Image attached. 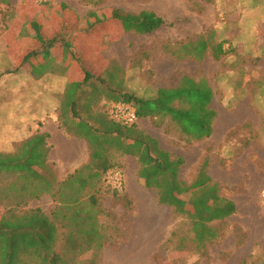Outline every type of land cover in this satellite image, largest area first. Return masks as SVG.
Segmentation results:
<instances>
[{
  "label": "rangeland",
  "instance_id": "obj_1",
  "mask_svg": "<svg viewBox=\"0 0 264 264\" xmlns=\"http://www.w3.org/2000/svg\"><path fill=\"white\" fill-rule=\"evenodd\" d=\"M151 1L0 2V74L7 72L12 63L19 65L27 50L40 46L33 30L35 26L40 25L41 33L50 38L61 35L64 28L74 34L76 27H70L73 23L87 19L91 12L103 7L109 12L119 8L136 13L147 8L159 11L162 7L164 12L158 15L167 24L152 34L136 35L131 32L124 36L121 33L119 38L122 40L118 43L110 44L112 42L101 39L98 42L100 47L94 45L89 50L88 42L79 40L77 53L82 55L81 58L86 55V60L81 59L79 63L96 74L102 73L104 80L93 81L96 86L93 93L90 90L92 87L85 90L76 114L70 108L60 109L61 121L72 129L70 132L73 135L78 131L85 133L86 130L78 126L81 121L93 127L98 134L104 128V121L115 120L108 113L106 105H101L103 99L112 101L119 98L121 101L123 94L148 98L155 95L159 88L176 87L182 75L196 79L206 76L215 90L213 106L220 113L212 137L200 142H188L169 119L157 126L151 118H140L137 125L156 138L172 159L183 160L179 175L187 183L194 181L207 158L221 193L234 199L237 209L225 219L223 236L208 245L206 251L200 252L195 247L190 222L172 207L162 204L157 190L147 188L139 179L136 158H127L116 148H110L111 168L103 175L101 182L89 185L87 193H94L99 198L102 210L100 221L117 246L108 245L91 252L87 256L91 261L84 264H262L264 178L258 171L256 159L260 162L257 146L264 145L261 134L258 131L254 133L251 124L236 123L246 119H255L260 123L264 118V109L259 104L264 102V94L257 93L260 87H264V51H257L258 46L234 43L229 31L241 26V22L231 20L233 15L226 11L223 0H155L154 4ZM242 24L250 27L253 22ZM99 29H103V26H99ZM246 31H249L248 27ZM209 33L214 35L215 44L221 40L226 43L228 55L217 60L209 51L204 61L198 62L194 58L181 60L173 54L182 43ZM105 44H109L106 46L107 61L92 63L87 60L92 50L103 48ZM51 58L54 59L49 63ZM76 63L64 52L59 41L53 55L38 57L19 72L1 77L0 150L7 149L13 141L16 148L23 140L34 135L35 127L30 124V119L25 122L23 118L27 119L32 109L40 107L39 104L45 106L51 103L49 91L52 89L60 93L56 102L63 100L61 91L70 75L72 79L82 77ZM105 69L107 72L104 74ZM234 87L244 90L243 93L233 92ZM34 100L37 105L33 104ZM238 102L242 109L236 110ZM227 106H231V110ZM224 117L231 121L230 125H223ZM36 124L41 125V122ZM88 145L91 155L92 147ZM51 166L55 171L52 163ZM75 170L67 173L64 179L59 178L56 172L58 183L54 193L44 194L40 198L29 197L23 201L19 192H0V216L6 208L17 205L18 201L24 202L20 206L24 211L40 208L50 214L58 205L55 192L59 189V183ZM112 170L121 171L122 187H114L108 180V173ZM9 181L12 180L3 179L4 189H8ZM123 196H128V199ZM185 198L189 199L190 195Z\"/></svg>",
  "mask_w": 264,
  "mask_h": 264
},
{
  "label": "trees",
  "instance_id": "obj_2",
  "mask_svg": "<svg viewBox=\"0 0 264 264\" xmlns=\"http://www.w3.org/2000/svg\"><path fill=\"white\" fill-rule=\"evenodd\" d=\"M0 2L7 3V0ZM106 12H91L87 19L73 23L70 27H76L74 34L64 28L61 35L47 38L41 33V26H35L33 30L40 46L27 50L22 62L19 65L12 63L7 72L0 74V79L19 72L38 57L53 55L60 41L64 52L70 59L76 60V67L82 72V77L73 78L68 83L62 100L63 109L70 108L76 114L85 90L96 87L94 80H104L103 74H96L79 63L81 59L86 60V55L82 58V55H78V42L86 33L91 30L102 32L99 26L116 21L122 24L125 32L139 35L153 33L167 24L162 17L147 10L136 13L115 8L110 14ZM221 41L215 44L214 35L209 33L182 43L173 54L181 60L194 58L203 62L211 51L213 57L220 60L229 54L226 43ZM87 48L89 50L90 47ZM96 57L89 56L87 60L101 62L91 60ZM106 72L107 69L104 74ZM241 90L234 87L233 92L243 93L244 90ZM258 92L264 94V87H260ZM214 97L215 90L206 76L196 79L185 74L176 87L159 88L155 95L148 98L123 94L121 101L128 103L139 118H151L157 126L169 119L186 141L200 142L213 134L217 117V112L211 107ZM106 101L117 102L119 98ZM78 126L86 130L85 137L92 147L91 160L59 183V189L55 192L58 205L50 214L40 208L24 211L20 207L29 197L40 198L55 191L58 179L48 160L49 135L36 133L23 140L14 150L0 152V192H19L23 200L6 208L0 216V264H84L90 260L87 256L91 252L108 245L117 246L100 221L102 210L99 198L94 193H87L89 185L101 182L103 175L111 168L110 148H116L122 155L138 158L139 179L147 188L157 190L162 204L172 207L190 222L198 251H206L208 245L223 236L225 219L236 212L237 206L221 193L220 185L209 176L207 158L194 181L187 183L179 175L183 160L172 159L157 139L139 128L137 122L125 124L108 119L103 122L104 128L98 134L84 121ZM4 178L12 180L8 189L2 186ZM115 192L117 194L118 191ZM188 195L190 198H185ZM123 197L128 199V196Z\"/></svg>",
  "mask_w": 264,
  "mask_h": 264
},
{
  "label": "crops",
  "instance_id": "obj_3",
  "mask_svg": "<svg viewBox=\"0 0 264 264\" xmlns=\"http://www.w3.org/2000/svg\"><path fill=\"white\" fill-rule=\"evenodd\" d=\"M155 0H152L151 3L154 4ZM224 7L226 11L229 13V15H233L231 17L232 21H240L241 26L233 27L229 31V36L233 39L234 43L239 46H258L257 51H262L264 49V0H223ZM96 9V12L108 11L107 9ZM147 11L153 12L156 15H158L159 12H164L162 7H160V10L157 11L154 8H147ZM132 12V11H131ZM161 12V13H162ZM159 16V15H158ZM253 22V24L249 26H243L242 23L244 22ZM120 24V25H119ZM103 31L102 32H93L91 30L89 33H86V36L83 37L82 42H88L86 44L89 47L92 46H98L101 39H106L108 42H112L110 44H116L122 39L119 38L121 36V33L125 35L132 34L131 32H125L123 26L121 23H114V24H108V25H102ZM249 28V31H246V28ZM163 28V26L161 27ZM159 28L158 30H160ZM156 30V31H158ZM152 34V33H149ZM137 35V34H136ZM109 44H105V47L98 48L96 50L91 51V55L89 56H97L94 61H107L109 57H106L107 53V47ZM100 47V46H98ZM102 74V73H101ZM67 77V76H66ZM72 81V77L70 75L69 81L64 86L63 90L61 91V96L65 94L66 88L68 83ZM91 93H93V87L90 88ZM49 94L52 97L51 103H48L47 105H40V107L36 109H32L31 113L27 115V119L25 117L23 120L27 122L28 119H30V124L35 127V130L33 134L36 133H46L48 134V146H49V155L48 160L50 163H52L55 166V172H57L58 177L61 179H64L67 173L71 172L72 170H75L85 164H88L91 160V155L89 153V145L88 140L84 136V134L80 131L76 132V135H73L70 131L71 128L68 127V125H65L61 121V117L59 114V110L63 109L62 105V99L56 102V97L60 93H58L57 90H50ZM92 96V95H91ZM37 101L34 100L33 104L37 105ZM106 99L102 100L101 105L105 106ZM36 103V104H35ZM261 109H264V102H259ZM211 107L217 112V117L213 124V134L215 133V127L217 125V120L220 116V113L217 111V109L213 106V102L211 104ZM228 110H231L229 107H227ZM236 110L242 109L241 103L238 102L237 106L235 108ZM41 113H43V116H41ZM45 113V114H44ZM63 114V111H62ZM232 115V113H230ZM227 117V116H226ZM226 117L223 118V125H230L231 121H228ZM229 118V117H227ZM140 118H138L139 120ZM41 122V125L36 124ZM239 125H248L251 124L253 126L254 133L258 131V133L261 134L262 143L264 145V118L263 120H260V123H257V120L255 119H246L243 122H237L236 124ZM211 136V137H212ZM22 141V140H21ZM9 146L7 149H1L0 152H10L15 149V143L14 141L9 143ZM264 147V146H263ZM259 147L257 156L259 157L260 162H257L256 164L258 166L259 173L263 174L264 178V148ZM125 157L133 158L135 157L137 160L138 169L140 167L138 158L133 155H124ZM259 163V164H258ZM208 174L212 178V180L215 182L217 181L216 177H213V174L210 170V167H208ZM253 179H251L252 181ZM193 182V181H192ZM227 197V196H225ZM228 198V197H227ZM235 202L237 205V202L234 199L228 198Z\"/></svg>",
  "mask_w": 264,
  "mask_h": 264
},
{
  "label": "built area",
  "instance_id": "obj_4",
  "mask_svg": "<svg viewBox=\"0 0 264 264\" xmlns=\"http://www.w3.org/2000/svg\"><path fill=\"white\" fill-rule=\"evenodd\" d=\"M106 109L111 116L116 121L131 124L138 121V115L136 111L126 102L117 101V102H105ZM108 180L114 185V187L120 188L123 184V178L121 171L112 170L108 173ZM263 203H264V194H263Z\"/></svg>",
  "mask_w": 264,
  "mask_h": 264
}]
</instances>
